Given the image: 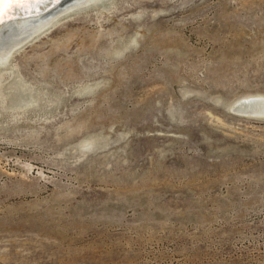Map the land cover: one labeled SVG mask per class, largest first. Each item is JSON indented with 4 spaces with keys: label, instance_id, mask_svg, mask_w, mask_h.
<instances>
[{
    "label": "rangeland",
    "instance_id": "obj_1",
    "mask_svg": "<svg viewBox=\"0 0 264 264\" xmlns=\"http://www.w3.org/2000/svg\"><path fill=\"white\" fill-rule=\"evenodd\" d=\"M74 1L0 72V264H264V0Z\"/></svg>",
    "mask_w": 264,
    "mask_h": 264
},
{
    "label": "bare ground",
    "instance_id": "obj_2",
    "mask_svg": "<svg viewBox=\"0 0 264 264\" xmlns=\"http://www.w3.org/2000/svg\"><path fill=\"white\" fill-rule=\"evenodd\" d=\"M56 1L57 0H8V2L5 3L4 0H0L1 73L11 72L13 70L14 67L11 64V57L13 56V53H15L16 49L22 47L30 40H33L45 30L47 31L52 24L58 21L59 18L57 14L59 12L62 13V11L51 14V16L46 12V14H41L44 13L45 9L49 6L52 7L55 5L57 7L55 4ZM107 1L109 0H75L74 3L71 5L69 4L67 8L63 9L75 11L76 13L89 6H96L99 4L101 6ZM56 10H58V8ZM60 13L58 15H61ZM14 16L18 17L13 18ZM235 103L236 104H234L232 108L236 111L242 112V114L244 113L249 114L250 116L254 115L264 117L263 93L247 94L238 98V101Z\"/></svg>",
    "mask_w": 264,
    "mask_h": 264
},
{
    "label": "snow or ice",
    "instance_id": "obj_3",
    "mask_svg": "<svg viewBox=\"0 0 264 264\" xmlns=\"http://www.w3.org/2000/svg\"><path fill=\"white\" fill-rule=\"evenodd\" d=\"M4 2H5V3H7V2H8V0H4Z\"/></svg>",
    "mask_w": 264,
    "mask_h": 264
}]
</instances>
